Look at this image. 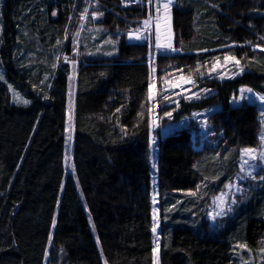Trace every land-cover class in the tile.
Here are the masks:
<instances>
[{
    "label": "trees",
    "instance_id": "16d2710c",
    "mask_svg": "<svg viewBox=\"0 0 264 264\" xmlns=\"http://www.w3.org/2000/svg\"><path fill=\"white\" fill-rule=\"evenodd\" d=\"M98 1L104 13L98 23L110 31L128 32L154 15V4L123 8L120 0ZM77 2H3L0 264H154L148 42L130 43L124 34L116 56L80 61L73 162L81 192L70 175L64 184L71 68L63 63L49 70L30 55L35 44L44 58L70 52L59 44L68 37ZM172 30L179 52L158 56L160 74L173 66L190 70L225 53L247 71L232 80L203 81L216 92L183 100L172 111L178 120L220 106L210 117L216 142L199 147L191 127L159 137V264H264V173L219 224L207 218L211 199L238 172L240 148L259 144V107L232 106L230 99L241 86L264 90V0H174ZM8 83L27 104L13 103Z\"/></svg>",
    "mask_w": 264,
    "mask_h": 264
},
{
    "label": "rangeland",
    "instance_id": "374dc122",
    "mask_svg": "<svg viewBox=\"0 0 264 264\" xmlns=\"http://www.w3.org/2000/svg\"><path fill=\"white\" fill-rule=\"evenodd\" d=\"M76 12L74 20L71 25L67 39L59 44L60 51L61 49L70 50L69 53L62 51L61 56L59 54L52 53L50 58H44L37 54V51L40 50L38 44L34 45V53L32 56L33 63L42 62L49 70L59 67L63 63H67L71 72L68 76V86H67V116H66V125H65V144H64V184L66 178L70 175L76 179L78 185V190L81 192L79 182L76 176V170L73 162V149H74V139H75V101H76V77L77 69L80 61L89 57H114L118 54V40L124 34L127 37L128 41H141L148 42L150 46V56H149V65L151 67V81L154 82L155 87L153 91L156 93L154 99L150 101V108L153 111H150L151 120L153 116L157 118L158 126L155 128H150V153H151V164H152V186H153V196L155 197L154 209H156V224L157 231L155 233V244H159V235H160V218H159V209H158V193L156 185V172H157V159H158V141L159 137H164L175 130H179L184 127H191L196 134V137L200 140L199 147L204 144H210L217 141L219 134L215 132L214 126L211 122V116L213 113L217 112L220 109V106H214L208 109L196 110L190 116L183 117L182 119H174L173 113L171 119L164 117L160 119L159 115H163L165 112H172L174 109L178 108L176 101L180 103L185 101H195L207 96L214 94L216 91L210 89L203 85L205 80H232L238 78L244 74L247 69L241 63V60L236 56L225 53L220 54L214 57L211 61L206 62L205 64H198L197 66L191 68L190 70H182L177 66L172 68L162 69L160 74L157 67V59L159 55L164 54H174L178 53L179 50L174 47V34L172 30V7H171V31H172V45L177 51H171L166 48H157L155 43V24L157 16V7H160L159 15L163 17V3L166 0H154V32L147 33L143 31L141 33V39L135 38V32L140 29L138 25L136 28L131 29L128 32L124 30H111L106 28L104 25L99 24L103 19L104 13L100 10V2L98 0H77ZM4 0H0V34L2 33V21H1V10ZM174 3V0H173ZM93 13H101L102 15H93ZM129 33H133L132 36ZM32 40V39H30ZM163 41V37H162ZM111 53V55H108ZM225 56H234L237 60L240 61V65L244 68V71L241 73L239 68L235 66L232 61H225ZM31 58V57H30ZM218 64L219 66L213 70V65ZM155 69L153 72L152 69ZM55 70V69H54ZM0 76L3 78L0 79L2 82H7L4 74L3 65L0 58ZM44 81H50V74H42ZM41 76V77H42ZM191 78L195 81V84L186 83L180 78ZM165 80H168L172 83L179 84L180 87H169L165 85ZM9 84V83H8ZM10 92L12 95L13 103H23V101H28L25 96H22L14 86L9 84ZM241 88H250L247 86H241L238 91L231 97L230 103L232 106L243 105L245 103H251L259 107V119H260V128H259V144L255 147H242L239 151V160H238V172L234 178L227 184L225 189L214 196L210 201V206L208 208L207 218L211 224H219L220 220L226 215L231 214L235 205L239 203L243 196L247 193L250 185L253 183V180L259 177H262L264 173V159L259 157L260 152H264V140L261 139L264 136V123H262L261 113L264 112V101H261L258 97L264 96V90L257 91L252 89V92L241 93ZM208 89L210 91H203ZM18 93L22 98L20 101L14 99V94ZM193 93H198L199 99H185V96H192ZM169 97L168 100L164 99V96ZM27 104V103H23ZM71 109V110H70ZM161 110H165L161 112ZM199 115H195V114ZM69 116H71L72 124V133L71 139H69V133L66 131V128L69 126ZM155 140L152 143V140ZM245 149H255L256 159H252L247 155ZM68 157L66 160L65 157ZM155 164V167L153 165ZM251 173V174H249ZM231 185V187H229ZM223 194L225 205H224V214L217 215L220 212V202L218 197ZM90 224L93 229L95 238L97 235L94 229L92 218L89 216ZM154 223V221H153ZM51 242V241H50ZM51 244V243H50ZM158 250L154 253V264H159Z\"/></svg>",
    "mask_w": 264,
    "mask_h": 264
},
{
    "label": "snow or ice",
    "instance_id": "6c2138e0",
    "mask_svg": "<svg viewBox=\"0 0 264 264\" xmlns=\"http://www.w3.org/2000/svg\"><path fill=\"white\" fill-rule=\"evenodd\" d=\"M149 4L152 3V0H148ZM173 5V0H166L165 3H163L162 7H163V17L161 18V16L159 15L160 13V7L158 6L156 11H157V16H156V24H155V43H156V47L157 48H166L169 49L171 51H177V49H175L172 45V31H171V7ZM53 15H56V13L54 12ZM93 15H102L101 13H93ZM152 24V17L151 14H149V18L145 19L143 21V29H138L135 32V38L136 39H141V33L145 30H149L150 26ZM130 36L133 35V33H129ZM162 37H163V41H162ZM206 51V50H205ZM108 55H111V53H108ZM225 61H232L234 62L235 66L239 68V71L242 73L244 71V68L240 65V61L237 60L234 56H225ZM219 65H213V70H215L216 67H218ZM152 71L154 72L155 69L153 68ZM3 77L0 76V79H2ZM151 79V78H150ZM182 81L186 82V83H192L195 84V81L192 80L191 78H185V77H181L180 78ZM165 85L169 86V87H180L179 84H175L172 83L168 80H165ZM155 87L154 82H150L148 84V97L149 100H152L155 98L156 93L153 91ZM203 91L207 92L210 91L208 89H204ZM241 93H245V92H252L251 88H241ZM199 99L200 96L198 93H193L192 96H185V99ZM261 101H264V96H259L258 97ZM14 99H16L17 101H20L22 98L19 96L18 93L14 94ZM165 100H168L169 97L167 95L164 96ZM23 103H28V101H23ZM177 107H179V101L175 102ZM71 110V109H70ZM117 111H119V109H117ZM149 111H153L152 109H150ZM195 115H199L198 113ZM164 116L168 117L169 119H171L172 117V112H165ZM261 117H262V123H264V112L261 113ZM158 126V121L157 118L155 116H153L151 123L149 124V128H155ZM66 131L69 133V139H71V133H72V124H71V116H69V126L68 128H66ZM262 140H264V136L261 137ZM155 140L153 138L152 143H154ZM244 152L249 155L252 159H256V155L255 149H245ZM259 157L261 159H264V152H260ZM65 159L67 160L68 157L66 156ZM153 167H155V164L153 165ZM251 174V173H249ZM264 179V178H262ZM229 187H231V185H229ZM199 188V186H198ZM191 195H195L196 193H190ZM219 200L220 202V212L217 213V215H223L224 214V205H225V201H224V197L223 194H221L220 197L216 198ZM153 203H155V197H153ZM153 227H152V232L156 233L157 231V224H156V209H153ZM53 223H55V221H53ZM241 248L246 247V245H239ZM159 247V244H156V247L153 248V252L155 253L157 251ZM105 264H107V262H105Z\"/></svg>",
    "mask_w": 264,
    "mask_h": 264
},
{
    "label": "built area",
    "instance_id": "2783aa9c",
    "mask_svg": "<svg viewBox=\"0 0 264 264\" xmlns=\"http://www.w3.org/2000/svg\"><path fill=\"white\" fill-rule=\"evenodd\" d=\"M120 4H121V6L123 7V8H129V7H133V6H137V5H140V4H146V5H151V4H149V2H148V0H120ZM151 17H152V24H151V26H150V29L149 30H145L146 32H149V33H152V32H154V18H153V16L151 15ZM147 18H149V16L147 17ZM147 18H145V19H147ZM144 19V20H145ZM143 20V21H144ZM143 21H142V23H141V28L143 29Z\"/></svg>",
    "mask_w": 264,
    "mask_h": 264
},
{
    "label": "crops",
    "instance_id": "0c3cea01",
    "mask_svg": "<svg viewBox=\"0 0 264 264\" xmlns=\"http://www.w3.org/2000/svg\"><path fill=\"white\" fill-rule=\"evenodd\" d=\"M130 43H138L137 41H129ZM144 41H141V42H139V43H143Z\"/></svg>",
    "mask_w": 264,
    "mask_h": 264
}]
</instances>
